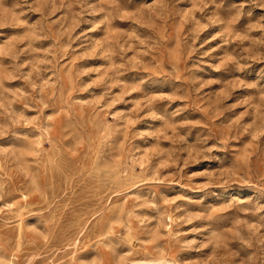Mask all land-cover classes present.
<instances>
[{
  "label": "rangeland",
  "instance_id": "1",
  "mask_svg": "<svg viewBox=\"0 0 264 264\" xmlns=\"http://www.w3.org/2000/svg\"><path fill=\"white\" fill-rule=\"evenodd\" d=\"M147 263L264 264V0H0V264Z\"/></svg>",
  "mask_w": 264,
  "mask_h": 264
},
{
  "label": "bare ground",
  "instance_id": "2",
  "mask_svg": "<svg viewBox=\"0 0 264 264\" xmlns=\"http://www.w3.org/2000/svg\"><path fill=\"white\" fill-rule=\"evenodd\" d=\"M148 263H149V262H148ZM148 263H147V264H148Z\"/></svg>",
  "mask_w": 264,
  "mask_h": 264
}]
</instances>
